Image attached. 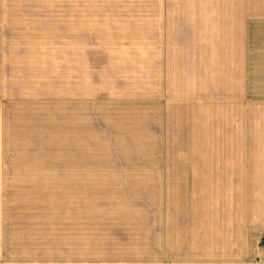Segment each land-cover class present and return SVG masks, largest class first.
I'll return each instance as SVG.
<instances>
[{"label": "rangeland", "instance_id": "obj_1", "mask_svg": "<svg viewBox=\"0 0 264 264\" xmlns=\"http://www.w3.org/2000/svg\"><path fill=\"white\" fill-rule=\"evenodd\" d=\"M225 6L149 33L157 19L0 0V250L11 263L264 262L263 233L243 243L235 226L226 241L223 226L242 211L236 193L226 209L242 155L264 171V67ZM249 198L247 209L264 206Z\"/></svg>", "mask_w": 264, "mask_h": 264}, {"label": "crops", "instance_id": "obj_2", "mask_svg": "<svg viewBox=\"0 0 264 264\" xmlns=\"http://www.w3.org/2000/svg\"><path fill=\"white\" fill-rule=\"evenodd\" d=\"M65 2L67 10L66 16L73 18L145 17L146 19H157L158 24L155 26V29H148L149 33L167 32V30L163 29L166 25L165 19H181L184 17L199 16L196 14L197 11L217 9L219 3H224L226 4V10L229 12L227 15L228 18L237 17L247 26L241 30H237V32L250 35L247 37L248 40L245 44L246 49L257 52L254 55V58H251V61L253 60L255 63L260 65V68L264 67V0H65ZM152 24H154V22H152ZM148 26L150 25L148 24ZM227 32H234V30H227ZM251 72H253V70ZM262 72L264 73V71ZM245 74L243 73L242 75L244 89L246 78ZM242 133H244V131ZM250 160V158L248 161L246 160V154L242 155L243 163L241 168V179H237L238 182L236 181L238 186H233V184L230 185L227 180L228 190L226 191V195H228V197L226 209L229 210L227 206L229 202V195H234L236 193V195L241 196L242 211L240 216L236 219L233 217V220H231V215L228 217L229 212L227 211L226 223L223 225L226 227V241H234V238L231 237V232L234 230L235 226L241 227L239 233L243 243L245 241H249L250 243L251 233L264 234V212L262 213L264 206L257 205L251 208L250 205L249 209H247L246 206V203L250 201L249 195L251 193L264 195V184L260 188L261 180L264 178V171L256 169L251 173L248 165H246V163L250 162ZM255 160L258 161V158ZM229 166H232V164H229ZM256 167L258 168V165ZM228 173H231L232 178L234 177L233 169H229ZM226 177L230 176L226 175ZM231 204L233 205V202H231ZM213 218L215 220L213 219L212 222L211 238L213 237L214 241H217V212L214 214ZM238 238L237 240H239ZM244 250L245 245H243V252H241L239 256L243 260H246L247 255ZM232 251L233 249L231 252ZM193 262H195L194 259ZM0 264L19 263H11L9 255L3 250H0ZM227 264L233 263L229 262ZM257 264H264V262Z\"/></svg>", "mask_w": 264, "mask_h": 264}]
</instances>
